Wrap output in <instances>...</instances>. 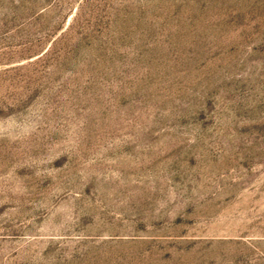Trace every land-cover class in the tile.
Instances as JSON below:
<instances>
[{
  "label": "rangeland",
  "instance_id": "obj_1",
  "mask_svg": "<svg viewBox=\"0 0 264 264\" xmlns=\"http://www.w3.org/2000/svg\"><path fill=\"white\" fill-rule=\"evenodd\" d=\"M0 230V264H264V0H0Z\"/></svg>",
  "mask_w": 264,
  "mask_h": 264
},
{
  "label": "bare ground",
  "instance_id": "obj_2",
  "mask_svg": "<svg viewBox=\"0 0 264 264\" xmlns=\"http://www.w3.org/2000/svg\"><path fill=\"white\" fill-rule=\"evenodd\" d=\"M12 232H8V231H6V230H0V234H11ZM23 234H25V235H28V236H31V235H33L34 233H23ZM37 234H39V233H37Z\"/></svg>",
  "mask_w": 264,
  "mask_h": 264
}]
</instances>
